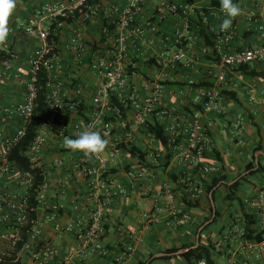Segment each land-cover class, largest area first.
<instances>
[{
  "label": "built area",
  "instance_id": "obj_1",
  "mask_svg": "<svg viewBox=\"0 0 264 264\" xmlns=\"http://www.w3.org/2000/svg\"><path fill=\"white\" fill-rule=\"evenodd\" d=\"M85 1L42 2L34 8L33 14L28 19L9 27L8 38L0 42V80L18 83L24 93L20 101L10 104L0 102V232L4 231L5 242L4 247L0 249V264H18L22 255L31 264H80L91 254L106 255L110 252L103 243L107 206L114 195L127 194L125 185L116 180L113 174L118 168L117 153L120 146L129 144L130 135L127 131L129 122L126 119L128 110L133 112L131 127H145L146 123L153 118H155L153 122L158 121L162 125L168 136L167 147L162 146V149H166V154L170 152L179 158L183 170L178 176L177 183L187 201H198L205 192V183L209 176L217 174L220 170L218 165L204 161L205 152L211 148L207 128L209 122L205 119L206 115L226 111V107L221 102L220 88L214 85L196 86L194 80L189 82L195 92V102L200 106L190 115L189 122L185 119L186 113L179 106L162 102L165 85L161 81L169 78V71L176 68L178 64L186 67L192 65V59L187 55L190 43L178 47L176 51L164 50L155 56V64L162 71L163 80L152 83L146 95L140 96L137 89L129 82L130 74L124 63L129 45L136 44L139 38L145 35L146 30L155 33L162 20L160 14L154 13L144 23H137L136 16L141 11L144 0H126L123 8L115 7L112 10V13L116 15L115 27L105 41L106 51L98 54L88 65L100 80L91 98L89 114L81 100L66 96V82L62 77L64 66L56 53L51 54L47 38L53 26L57 30L61 29L66 24L65 19L72 16ZM99 6V2L88 5L89 11L84 13L83 21H88ZM161 7L179 14L184 19L185 26H188V15L191 9L188 4L162 1ZM261 10L264 17V6ZM222 16L224 13L220 7H212L207 13H202L205 23L211 24L212 21H217V27L214 30L215 49L220 56L221 65L231 68L264 61V43L232 49L236 27L232 23L228 30L221 31ZM255 22L256 28L264 38V19L259 21L257 17ZM104 31L108 33L106 28ZM18 32L43 41L36 52L29 55L28 72L27 57L24 60L26 65L24 70L15 67L14 62L16 59L20 60V57L12 52L10 40ZM182 39H184L183 33L177 32V42L179 43ZM70 43L75 60L78 64L83 63L85 45L81 40L80 31H75ZM41 70L47 75L48 116L40 121L36 135L24 155L30 163L42 168L45 178L37 189V205L31 207L29 190L33 183V175L30 171L21 169L15 161L10 160V154L25 136L27 126L33 118L37 96L36 82ZM218 79L223 81L225 75L220 74ZM168 93L171 94L172 91L168 90ZM262 101L264 102V97ZM80 106L84 107L82 111L85 119L79 112ZM64 113H76L79 118L77 121L68 123L61 117ZM242 120L243 116L239 114L233 127L237 129ZM51 129L55 131L59 150L71 151L63 147V137L74 138L85 129L100 132L108 143L113 141L108 155L102 152L85 156L80 152L79 161L74 166L87 183L89 203L83 205L84 220L79 216L78 220H71L64 225L60 217L65 205L59 200L54 203L49 202L50 185L46 170L41 163L43 153L49 144ZM149 156L153 158V161H157V155ZM145 161L140 160L136 170L127 171L129 178L136 179L151 175L148 165L144 164ZM54 164L59 167L64 165L60 159H57ZM189 167H193L196 171L194 175L187 172ZM61 187L62 192L67 189L66 184L61 183ZM156 197L164 198V205L150 213H145L144 217L148 220L162 221L166 227L180 228L192 219L191 213L179 206L177 192L171 187L169 181L162 182ZM244 202L251 206L254 213L260 217L261 226L264 228V187L245 197ZM40 208L46 210V218L55 223V229L60 234L73 235L72 242L66 247L42 238V229L37 223V216L35 219L29 218V211L35 210L37 215ZM74 208V211L78 210L79 205L75 204ZM28 223L32 226L27 229L22 247L12 258L18 245L23 241V228ZM234 232L240 240L242 250L255 258L254 262L249 257L245 258L241 264H260L257 259L264 253V240L254 241L247 238L245 220L236 227ZM126 235L128 243L125 250L115 258L117 262L123 261L137 243L135 234L128 231ZM192 264L207 263L205 259H199ZM232 264L236 263L232 261Z\"/></svg>",
  "mask_w": 264,
  "mask_h": 264
},
{
  "label": "crops",
  "instance_id": "obj_2",
  "mask_svg": "<svg viewBox=\"0 0 264 264\" xmlns=\"http://www.w3.org/2000/svg\"><path fill=\"white\" fill-rule=\"evenodd\" d=\"M188 4L191 8L189 11V24L186 27L184 19L176 13H172L167 8L161 7V2ZM44 1H40L41 4ZM126 0H99V8L103 10L106 16L112 15L115 7L123 8ZM242 13L233 18L232 23L236 27V37L232 44V49L255 46L264 43V38L260 31L256 28L255 19L259 17V21H263L262 6L264 0H238ZM33 6L28 18L33 14ZM212 7H220V0H144L141 11L137 14V23H144L154 13L160 14L162 20L158 24L155 33L146 30L136 44L129 45L127 57L124 60L128 67H136L145 72L132 73L129 82L133 85L140 96L146 95L155 81L163 80L162 71L155 64V56L164 51H176L178 47L190 43L191 46L187 50V55L192 59L191 67L183 64L169 71L167 81L170 84L165 85L162 102L164 104H173L183 108L186 113L185 119L190 120V115L184 107H191L195 102V92L191 80L197 82L212 83L214 86L221 87L226 90L233 91L237 94V99L221 95V102L226 107L223 113H210L206 115V121L209 122L207 128L211 140V147H216L223 159V169L219 167L217 174H226L227 184H232L236 179L248 174L243 171L245 165L251 159V148L259 142L264 144V76H252L243 73L235 68H229L221 65L220 60H212L211 48L205 45L204 38L196 33V24L202 16L204 9L209 10ZM27 18V19H28ZM224 18V16H222ZM8 28L15 25L17 21L10 19ZM102 24V16L98 11L88 20L83 21L77 19L74 23L65 24L58 29L59 40L56 43L58 47L57 56L64 66L62 77L66 82L65 93L68 98L79 99L82 105L87 109L89 114L91 107V98L96 86L100 80L98 75L89 67V63L98 54L105 53V42L99 43V27ZM211 30L214 33L217 27V21L211 22ZM80 31L81 40L85 45L83 51V63L78 64L75 60L70 40L75 31ZM177 32L183 33L184 39L177 42ZM11 50L20 57L15 60V67L24 70V63L27 57V72L29 69V55L43 44V41L36 37H31L22 32L15 33L11 38ZM152 60L153 62H150ZM248 71H255L264 74V61L251 63L247 65ZM225 75V79L220 81L218 76ZM171 90L172 93H168ZM23 90L14 81L0 80V102L2 104H10L20 101L23 98ZM241 114L243 120L236 129L233 127L236 117ZM65 122L72 123L78 120L76 113H64L61 115ZM126 119L129 122L127 131L129 132V144L137 145L142 151L147 153V159L144 162L148 165L151 175L143 178H129L127 171L129 169L136 170L140 164L137 157L128 154L127 150L120 148L117 153L118 168L113 177L121 181L127 188V194L114 195L107 206L106 215V232L103 237V243L110 249L106 255L91 254L80 264H142L147 260L149 264L155 257L158 249L165 246H180L182 243L189 241L193 236V228L208 213L209 204L212 205L210 193L204 194L199 198L201 206L194 215L187 208L184 194L178 185V179H173L170 174H179L183 168L180 165L177 155H172L168 167H160V163L165 160L166 149H162L160 143L148 133L145 127H131L133 123V112H126ZM155 118L149 122H153ZM12 126V124L10 125ZM13 128V126H12ZM121 132V131H119ZM58 139L53 129L50 130L49 144L45 149L41 158V163L46 170V177L49 181V202L54 203L59 200L65 205L61 212L60 221L62 225L71 220H78L79 216L84 220L85 211L83 205L89 203L88 186L83 177L78 174L76 164L79 161L80 152L67 150H59L57 147ZM113 141H110L105 150L104 155H108ZM157 155V161L149 155ZM60 159L64 165L59 167L54 162ZM256 159L264 166V149L255 153ZM75 165V166H74ZM258 169L255 166L254 170ZM188 173L195 174L193 167L187 169ZM246 173V174H245ZM209 179V178H208ZM169 181L171 187L177 192L178 204L181 209L191 213L192 219L186 222L180 228L166 227L164 222H152L144 217L145 213H150L159 206L164 205L165 199H157L156 193L163 181ZM209 180L206 181V184ZM61 183L67 185V189L62 192ZM224 183V182H223ZM218 184L212 191L216 190L215 198L213 197L214 207L218 210L219 216L213 224V229H206L204 232V241L211 239L215 245L216 264H241L245 258L255 261L253 255L244 252L240 246V240L235 234L236 227L244 221V215L249 214L255 218V223L251 226L255 233L264 232L261 226V219L254 213L251 206H248L244 199L252 195L257 189L264 187V171L258 172L251 177L249 182H244L237 190L242 204L238 201L230 202L225 199V193L219 192L223 187ZM224 188V187H223ZM213 196V194H212ZM215 200V201H214ZM220 204H217V201ZM79 205V209L74 211V205ZM38 225L42 229V238L66 247L73 240V235H63L55 229V223L46 218V210L38 209L37 212ZM212 226V225H211ZM206 227V226H205ZM204 227V228H205ZM136 235L137 243L133 250L127 254L123 261L117 262L115 258L119 253L125 250L128 243L127 232ZM198 232V231H197ZM197 235V233H196ZM196 238V236H195ZM264 240V239H263ZM4 231L0 232V249L4 247ZM195 247V246H194ZM150 253H154L148 258ZM181 254V253H180ZM177 255V254H176ZM177 264H188L183 258L176 257ZM170 259L168 261L174 260ZM162 260V259H158ZM260 264H264V253L257 259ZM18 264H31L24 255ZM152 264H158L154 261ZM176 264V262H175Z\"/></svg>",
  "mask_w": 264,
  "mask_h": 264
},
{
  "label": "trees",
  "instance_id": "obj_3",
  "mask_svg": "<svg viewBox=\"0 0 264 264\" xmlns=\"http://www.w3.org/2000/svg\"><path fill=\"white\" fill-rule=\"evenodd\" d=\"M99 0H86L85 3L70 17L65 19L66 24L69 23H74L77 19H82L84 17V13L86 11H89V8L87 7L88 5L91 4H97ZM99 14L102 16V24L99 27V43L100 42H105L107 40L108 34L113 32L115 23L114 20L116 19V15L112 13V15L106 16L103 10L100 8L97 9ZM208 10L204 9L203 13H207ZM105 28L108 30V33L105 32ZM196 33L199 34L204 38L205 45L211 48V57L210 55H207V58L219 61L220 56L218 52L215 49V35L211 30V25L210 23H205L203 21V17L200 16L199 21L196 24ZM59 37H58V30L53 26L50 30V34L47 38V43L50 46V52L51 54L57 53L58 47L56 46V43L58 42ZM4 55H2L3 57ZM150 62H153L150 60ZM235 68L243 73L255 76V75H260L264 76V74L257 73L255 71H248L247 65L244 66H239V67H232ZM128 72L129 74H132L134 72L136 73H141L145 75V72L142 71L141 69L134 68L131 65L128 66ZM46 82H47V75L45 71L41 70L38 74V80L36 82L37 86V96L35 99V107H34V113H33V118L29 125L27 126L26 129V134L25 136L21 139V141L13 148L11 154H10V160L15 161L18 166L21 169L28 170L32 173L33 175V183L30 188V193H29V203L31 207H36L37 201H36V196H37V189L39 186L44 182V173L42 171L41 167L35 166L30 161L26 156L24 155L26 149H28V146L30 143L33 141L36 131L39 127L40 121L48 116V108H47V103H46V94H47V87H46ZM162 84H170L169 81L164 80L161 81ZM213 86L212 83H205V82H197L196 86ZM220 88V93L222 96L230 97L233 99H237V94L233 91ZM180 107V106H179ZM200 106L198 104H192L191 107H184L185 110H187L189 113H192L194 110L198 109ZM181 108V107H180ZM84 107L80 106L79 107V112L81 113V116L83 119H85V115L83 114ZM183 109V108H181ZM146 130L148 133H150L159 143L161 146L167 147L168 143V136L165 133L162 125L160 122H147L146 123ZM121 148H124L127 150L128 154L134 157L139 158L141 161H145L147 157V153L142 151L137 145H132V144H123L120 146ZM264 149V144L263 141L260 140L254 146L251 148V159L249 162L245 165L243 171H248L251 170L248 174L242 176L239 180L235 181L232 184H227L225 182L228 181V177L226 174H212L209 176V181L205 186V195L208 198L209 193L218 185L221 183L220 186H223L224 189L226 190V195L225 199L230 202L238 201L239 204H242V201L240 200V197L237 195V190L240 187L241 184L244 182H249L251 177L255 175L258 172L264 171V166L261 163V160L259 159V166L258 169L254 170L256 166L255 162V153L259 150ZM172 159V154L169 152L165 156V160L160 163V167H168L170 160ZM204 161L214 163L221 167L223 169L224 165V159L220 153V151L212 146L210 149H208L205 152V157ZM114 172V171H113ZM170 177L173 179H178V176L176 174H170ZM224 182V183H223ZM216 190L213 192V197L215 198ZM215 201V200H214ZM187 208L190 210L191 213L194 215L198 212L199 207L201 206L200 201H195V202H189L185 201ZM208 213L205 215V217L198 223L197 226L193 228V236L190 237L189 241H186L182 243L180 246H174V245H169L165 246L164 248L158 249L157 252H164V253H175L180 249H189L188 251L181 253V254H171V255H166L161 258H154L149 264H152L154 261L158 259L162 260H170L174 259L176 257H181L183 258L188 264H192L194 261L199 260V259H205L207 264H216L215 261V254H216V249L213 241L209 239L208 241H204V232L205 230L213 225L219 216V212L217 210L216 216L214 220L208 224L200 234V242L198 246L194 247L196 245V233L198 231V228L205 223L207 220L211 218L213 207L212 205L209 204L208 208ZM36 211H29V218L30 219H35L36 218ZM244 220H245V230L247 233V238L252 239L254 241H262L264 239V232L260 233H255L254 229L251 228V226L255 223V218L249 214L244 215ZM32 226L31 223H28L25 225L23 228V241L18 245L16 252L13 254L14 258L16 256V253L20 250L22 247L23 242L26 239V231ZM154 253H150L148 255V258H151ZM11 259V258H10ZM147 260H145L142 264H146Z\"/></svg>",
  "mask_w": 264,
  "mask_h": 264
},
{
  "label": "clouds",
  "instance_id": "obj_4",
  "mask_svg": "<svg viewBox=\"0 0 264 264\" xmlns=\"http://www.w3.org/2000/svg\"><path fill=\"white\" fill-rule=\"evenodd\" d=\"M16 8L15 0H0V42L5 41L9 35V18ZM220 9L224 18L220 24L221 31H226L232 26L233 18L242 13L238 0H220ZM108 141L100 132L94 130H83L72 136L63 137V147L73 152H82L85 156H92L102 153Z\"/></svg>",
  "mask_w": 264,
  "mask_h": 264
},
{
  "label": "rangeland",
  "instance_id": "obj_5",
  "mask_svg": "<svg viewBox=\"0 0 264 264\" xmlns=\"http://www.w3.org/2000/svg\"><path fill=\"white\" fill-rule=\"evenodd\" d=\"M40 1H44L45 2V1H53V0H15L16 8H15V11H14L13 15L9 18V21H10V19H13V20L17 21L16 23L25 21L28 18L33 6L39 4ZM8 26L9 25H7V27ZM220 192L225 193V189L222 187L219 190L218 193H220ZM218 203L220 204L219 200L217 201V204ZM208 229H213V225L210 226ZM156 262L158 264H175V262H176V264H177V260H175V259L171 260V261H168V260H156Z\"/></svg>",
  "mask_w": 264,
  "mask_h": 264
},
{
  "label": "water",
  "instance_id": "obj_6",
  "mask_svg": "<svg viewBox=\"0 0 264 264\" xmlns=\"http://www.w3.org/2000/svg\"><path fill=\"white\" fill-rule=\"evenodd\" d=\"M256 166L258 167L259 166V164H258V160L256 159ZM251 170H248L246 173H249ZM245 173V174H246ZM238 179H236L235 181H237ZM234 181V182H235ZM212 194H213V191H211L210 192V198H211V200H212V204H213V211H212V215H211V218L209 219V220H207L205 223H203L199 228H198V232H197V235H196V245H195V247L196 246H198V244H199V242H200V234H201V231L204 229V227L205 226H207L208 224H210L213 220H214V218H215V216H216V209H215V207H214V203H213V196H212ZM189 249H180V250H178L177 252H175V253H164V252H161V253H158V254H155L154 256L155 257H159V256H164V255H171V254H180V253H184V252H186V251H188Z\"/></svg>",
  "mask_w": 264,
  "mask_h": 264
}]
</instances>
